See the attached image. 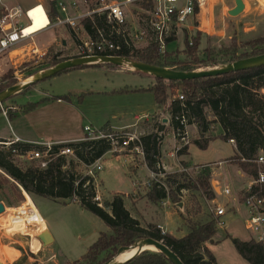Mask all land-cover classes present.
I'll use <instances>...</instances> for the list:
<instances>
[{"label": "trees", "instance_id": "1", "mask_svg": "<svg viewBox=\"0 0 264 264\" xmlns=\"http://www.w3.org/2000/svg\"><path fill=\"white\" fill-rule=\"evenodd\" d=\"M50 1L48 6L51 16L56 13L55 4ZM142 10L150 11L151 4L145 2L138 4ZM6 12L0 10V18ZM133 13H138L137 9ZM141 18H146L143 13ZM95 24L100 27L102 21L95 19ZM83 29L89 35L93 33V23L90 19L82 22ZM71 36L72 32H71ZM175 37L166 40V45L173 43ZM236 39H232L227 47L220 52L204 50L203 57H198V39L195 37L189 43L185 39L184 54L188 56L186 61L170 59L167 51L159 52L153 43L140 49L122 48L118 56L138 61L147 65L167 68L177 72H192L200 68L223 66L241 59H247L264 54V38L253 39L242 48L246 49L239 53ZM73 58L61 57V53L48 50L37 66L32 68L42 71L57 65L60 62ZM104 66L110 69L117 67L108 65H95L74 68L63 71L58 75L65 74L71 70ZM11 69L0 84V92L12 87L13 71ZM264 67L254 68L222 76L203 78L183 82H167L154 79L155 83L147 89L140 91L150 93L158 107L165 108L164 112L169 116L167 127L158 116L152 118L150 132L139 137V143H130L127 152L138 145L147 170L155 175L153 182L148 184L146 199L159 204L169 201L173 206L180 203L184 192H197L205 201H213L215 193L210 185V171L204 169L195 178L186 174H165L160 163V148L163 139L168 134L183 131L181 120L186 121L187 126H193L197 134L193 135L192 145L199 150H205L211 140L208 136L212 126H218L223 135L220 138L224 142L233 140L235 143V156L231 163L238 166L239 170L248 177L255 179L258 175V167L249 163L260 152L264 153V97L259 96L257 91L264 88ZM27 78V77H25ZM183 97L182 100L176 96V92ZM58 101H67V97L57 98ZM24 107L22 112L34 108ZM104 131L110 132L108 125L102 127ZM8 140L0 139V193L4 187L10 195V201L14 206L25 202L22 192L32 197H40L57 204H71L75 202L82 210L91 213L101 220L109 229V233H101L96 242L88 249L80 261L73 264H103L116 256L118 248L130 246L138 239L150 238L162 242L168 247L183 264H217L212 254L208 251L206 244L213 239L216 233V221L210 219L203 223L188 225V232L182 238H175L163 232L155 224L142 226L133 218L124 206V197L113 195L105 200L101 206L94 201L95 189L92 178L83 175L82 165H90L101 159L110 146L107 142L81 141L67 146L73 149L77 163L58 157L50 162L45 169H39L35 164L23 166L16 160L15 152L23 153L34 148L25 143H14L6 145ZM184 147L179 155L186 154ZM140 161L132 158L128 173L135 175ZM163 174V179H157V175ZM257 193L264 199V182L253 185L249 192H243L240 202L246 196ZM0 197V202H1ZM185 222L189 219L186 210L184 215H179ZM238 255L249 264H264V252L261 246L253 240L242 242L238 239H230ZM125 264H170L161 254L145 252Z\"/></svg>", "mask_w": 264, "mask_h": 264}, {"label": "rangeland", "instance_id": "2", "mask_svg": "<svg viewBox=\"0 0 264 264\" xmlns=\"http://www.w3.org/2000/svg\"><path fill=\"white\" fill-rule=\"evenodd\" d=\"M9 1L6 0L4 2ZM46 3V8H49ZM262 5H264V0L262 1ZM136 9L138 7L134 4L128 7L127 15L130 17L129 19L135 17L133 10ZM18 20L23 23L22 25L29 24L24 16L19 17ZM240 30V27L237 25L235 29H231L224 40L219 41L214 39L211 42L209 39L204 50H212V52L218 54L223 47H227L230 44L232 39H236L238 51L241 53V51L246 50L241 47L242 44L253 40L256 36H244ZM184 32L180 29L174 35L175 42L166 48V51L171 54L170 59L182 62L188 59V56L184 54V43L185 39L191 43L193 37L188 36ZM36 42L41 48H47V51L52 50L53 53H61V57L63 58H76L75 46L77 43L68 29L60 28L44 31L37 36ZM17 54L14 53L13 56ZM197 56H204L203 50L200 48L198 49ZM26 59L21 60V67L16 74L12 70L13 81L11 82L14 83L13 86L22 84L26 79L25 77L31 79L32 76L44 71L32 69L37 66V63L32 62L30 59L28 60L29 62H24ZM216 67H206L197 70H208ZM10 69L11 65L7 53L1 54L0 77ZM16 78H19V80ZM1 80H4L3 77ZM153 81L152 77L131 72L125 68L110 69L104 66L75 69L65 74L48 78L29 86L26 90L16 94L2 104L7 117L5 118L0 113V136L8 138L12 134H15L20 139L27 140L28 142L66 141L83 138L82 128L88 124L97 126L103 122H105L104 124L110 122L111 125L126 126L136 122V124L139 123L138 129L129 128L128 130L135 132V135L140 137L142 134L150 131L152 118L148 122H141L140 120L146 121L145 118L150 117L155 112L153 96L140 90L147 89L152 83H155ZM175 92L176 96H180L179 92ZM62 97H67V101L69 100L70 102L57 100V98ZM33 104H35L34 108L25 113L22 112L24 107L27 106L29 108ZM158 108L160 110L158 117L169 120V116L164 112L165 108ZM113 116H117V118L113 119ZM136 119L139 120L136 121ZM117 120H120V122H116ZM214 129L209 134L211 140L217 139V133H219L218 129ZM194 137L196 136H193V132L188 131L189 144L186 146L187 148L192 146ZM162 146H165V151L170 148L169 139L163 140ZM191 149L189 161L192 164L217 162L228 157L227 160H230L234 153L233 146L221 139L210 143L205 150H198L193 147ZM126 155H131L132 158L141 160L139 154L129 153L127 150L113 154L106 153L101 158L103 169L98 173L97 181L100 183L99 193L102 203L105 200H109L114 194L131 195L128 196L129 199L135 198V196L138 197L134 192H145L148 184L154 181L155 178L149 174L145 165L141 163L138 166L136 174L130 175L128 169L132 158ZM164 162L165 160H163ZM19 165L30 166L31 164L24 163ZM164 165L173 168L170 170L164 169L165 174L175 171V165H171V163ZM176 165L178 166L177 163ZM182 165L181 167L185 165L189 168L193 167L187 162ZM226 168L227 165L224 164L220 167V170H225ZM211 169L213 167L208 168L211 172L210 174H212ZM191 175L195 178L194 174ZM157 179H163V176L157 177ZM210 185L214 193L218 192L215 179L212 178V175L210 177ZM228 186L231 195H220L218 197L215 194V197L217 196V204L223 207L226 204V200H228L231 205L236 207V185L228 182ZM183 195L182 202L185 203L184 211L187 210L189 213V219L186 222L188 225L207 220L211 216V210L217 207L211 206L209 212L205 200L197 192H184ZM102 196H104L105 200ZM0 197L2 200L0 203L6 208L5 212L15 210L27 201L26 199L23 204L14 206L10 201L7 187L3 188ZM125 201L129 200L126 199ZM32 203H34V207L48 228L53 243L43 247L37 240V237L43 232L27 233L21 227L20 222L10 220L8 223H3L4 216H0V264H73V262L81 260L101 233H109V229L101 220L91 213L82 210L77 205L57 204L40 197H34ZM147 203L140 199L136 203L139 211L138 217L141 220L142 226H146L152 222L151 220L155 221L154 219L156 218H162L165 221L164 218L168 214L166 211L171 213L169 211L171 208L177 212L175 206L170 202L171 208L168 205L163 206L162 202L159 204ZM127 207H130L129 204H127ZM175 214L172 212L173 216L170 215L169 221L170 224L173 222V225H168L167 228L172 235L175 234L173 229L179 217L178 213ZM245 219L237 214L231 221L229 217V219H224V222L226 226L227 221H229L230 230L239 233L246 240H249L253 235L246 230L244 225ZM182 221L184 220L182 219ZM220 227L222 225L218 224V240L221 243H219V247L213 249L215 253L218 255L223 254L229 264H248L239 258L231 243L225 240V233L220 230ZM162 231L164 232L165 230L162 229ZM2 247L14 250L13 253L11 252L12 254L5 255L9 257V261L7 257L2 256Z\"/></svg>", "mask_w": 264, "mask_h": 264}, {"label": "built area", "instance_id": "3", "mask_svg": "<svg viewBox=\"0 0 264 264\" xmlns=\"http://www.w3.org/2000/svg\"><path fill=\"white\" fill-rule=\"evenodd\" d=\"M0 0L1 8H4L3 2ZM204 0H80V1H64L58 0L55 4L56 13L51 16L50 8L42 6L43 14L47 19V27L52 29H68L73 33L76 41L75 51L76 58L91 56H107L115 57L122 48L140 49L149 43L155 44L159 52L164 53L167 45L166 40L173 37L187 19L194 15L195 9L202 6ZM145 2L151 4L150 11H144L138 7V4ZM138 7V13L135 17L129 19L127 15L128 7L131 5ZM36 6H34L35 8ZM32 8V9H34ZM5 11V9H4ZM6 12V11H5ZM29 12L24 13L25 19L30 23ZM140 13L146 15L141 18ZM16 13L10 14L6 12L0 18V55L8 53L11 55L14 70L17 73L21 67V60L29 58L32 62L38 63L45 55L47 50H39L34 45L32 47H23L17 49V45L31 40L32 35H25L24 29L28 25L19 24L15 21ZM90 19L93 23V33L89 35L85 32L82 22ZM95 19L102 21V25L98 27ZM14 53H18L13 56ZM13 56V57H12ZM120 57V56H119ZM24 62H29L28 59ZM25 64V63H23ZM264 80V73H263ZM2 80L0 78V84ZM259 96L264 97V88L257 91ZM182 100L183 97L179 96ZM0 113L6 118V111L0 104ZM183 131H176L173 134L175 147L168 158L176 159L178 153L189 144L188 128L186 121L181 120ZM83 138L81 141L107 142L110 151L107 153H115L127 150L130 143H139V137L134 132L126 129L121 131L111 130L110 132L103 129L95 128L91 125H85L82 128ZM264 131V126H263ZM79 141V142H81ZM14 143H23L18 137L12 134V138L8 140L6 145ZM78 143L71 142H34L25 143L32 145L34 148L23 153L15 152V158L20 163L35 164L39 169H45L47 165L58 157L66 158L77 163L74 157L73 149L67 145ZM228 143L235 146L233 140ZM130 152L140 153L141 150L136 145ZM258 167L257 178L252 179L245 189L249 192L253 185H260L264 182V153L260 152L253 160L248 161ZM217 165V164H216ZM221 165V163H218ZM214 165H201L196 167H181L177 173L197 175L200 171L208 169ZM103 169L101 159L90 165H82L83 175L92 178L95 189L94 201L101 206L102 200L99 194V186L97 184V175ZM192 172V173H191ZM154 178L155 175L151 174ZM164 176L163 174L157 177ZM225 196L230 195L229 189H223ZM242 205L246 210L245 228L253 235V241L259 244L264 252V199L257 193L246 196ZM6 209V208H5ZM216 217H222L226 213L224 207H216L212 209Z\"/></svg>", "mask_w": 264, "mask_h": 264}, {"label": "crops", "instance_id": "4", "mask_svg": "<svg viewBox=\"0 0 264 264\" xmlns=\"http://www.w3.org/2000/svg\"><path fill=\"white\" fill-rule=\"evenodd\" d=\"M50 1H54V0H12V1L10 0L9 2H6V3L3 2V5L5 7L2 8V10L5 9V11L10 13V14L16 13V16L14 17L15 21H17L19 24H23L18 19H19V17H23L24 13L26 11H28L29 9H31L34 6H37V5H41L43 7H46L45 3L46 2L49 3ZM55 1H58V0H55ZM64 1H80V0H64ZM234 1L235 0H204L202 6L195 9L194 15L187 19L186 23L182 27V30L185 31L184 33H187L188 36H191L193 38L196 37L198 39V49L199 48L201 50L205 49L209 39H210L211 42L214 39H217L219 41L220 40H224L226 38L227 34L230 33L231 29L232 28L235 29V27L237 25L240 27V29H241L240 32L244 36H250V35L251 36H256L253 39L264 38V5H262V1L263 0H241L243 5H244L243 12L238 17L231 18V17H229L227 15V13H228L229 10L234 8V6H235L234 5ZM48 3H46L47 6H48ZM202 7H203V9H202ZM0 8H1V5H0ZM48 30L52 31L53 29L52 28H46V29H44V30H42V31H40V32H38L36 34H33L31 40H28V41H26L24 43H21V44L17 45V49H19V48L21 49V48L27 47V46L28 47H32V45H34L39 50H47V48H41L40 46H38V43L36 42V38H37V36L40 33L44 32V31H48ZM54 42H55V39H54ZM172 44L173 43L168 44L167 48L170 47ZM7 56H8L10 65H11V69H14L13 61L10 59L11 55L7 53ZM27 59L29 60V58H27ZM8 72H6L0 78L4 77ZM15 74H16V72H15ZM16 79L19 80V78H16ZM27 79L28 78H26L25 81ZM152 85H153V83L151 84V86ZM154 106H155V112H154L153 115L154 116H159L160 110H159V108H158V106L156 105L155 102H154ZM23 113H25V112H23ZM14 115H16V114H14ZM153 115H151L150 117L149 116L146 117L145 118L146 121H142V120H140V121L141 122H148L150 120V118L154 117ZM115 118H117V116H113V119H115ZM164 119H166L168 121L167 118H162L161 119L162 122L164 121ZM137 120H139V119H136V121ZM116 122H120V120H117ZM104 123L105 122H103L102 124H99L97 126L93 125V124L92 125L89 124V125H91V126H93L95 128L98 127V129H102V127L104 125H108L109 129H111V130L121 131L122 129L128 130L129 128L138 129V124H139V123L136 124V122H135L132 125L118 126V125H113V124L111 125L110 122H107L106 124H104ZM163 124L167 127V123L163 122ZM214 128L219 130V133H217V137L216 138L217 139H221L220 136L223 135V132L221 131V129L218 126H216V125L212 126V130L210 131V133H212L215 130ZM150 129H151V127H150ZM188 131L189 132H193V135L197 134V130L193 126H190L188 128ZM130 132H132V131H130ZM144 134H146V133H144ZM209 134H208V136H209ZM16 137H18V136H16ZM11 138H12V135L9 136L8 138H4V137L0 136V139H4V140H10ZM212 138H215V137H212ZM167 139H169L171 147L168 148L166 151L164 149L165 146H162L160 148V154H161L160 163H161V167L163 168V171H164V169H166V170L173 169V168H170L169 166L166 167L164 165L166 163H171V165H175V169H174L175 171H172L171 173H168V174L177 173L178 169L181 168V166H183L182 164H184L186 162L190 166H193V167L201 166V165H214V166H212L213 169H211L212 170V174H210V177L212 175V178L215 179V182H216V185H217V189H218V192H215V194L218 197L220 195L225 196L222 193V191H223V189H229L228 182H230L231 184L236 185V188H235L236 189V198H237L236 207L231 205L230 201L226 200V204L223 206L225 208V210H226V214H224V216L216 217L214 215V213L211 212L210 213L211 216L207 220L201 221V223L206 222V221H208L210 219H213V220L216 221V233H215V236L213 237L212 240H210L206 244V247H207L208 251L214 257V259L216 260L217 264H229L227 259L224 257L223 254H219L218 255L213 250L214 248L219 247V245H220L219 243H221L218 240L219 239V236H218V230L219 229H217V225L218 224L222 225V227H220V230H222L225 233V237L224 238H225V240H228L230 243H231L230 239H238V240H240L242 242H249L250 240H253V237L249 238V240H246V238L241 236L239 233H237V232H235L233 230H230V222L229 221H227V225L226 226H225V222H224V219H229V217H230V221H231L233 219V217H235L237 214H239L244 219L246 218V210L244 209V206L240 202V197H241V194L245 191V189L250 184L251 178L248 177L247 175H245L244 173H242L237 168V166L235 164L231 163V160H227L229 157L224 159V160H218L217 162H206V163H202V164L201 163L192 164L189 161V157L191 156V151H192L191 148L192 147L196 148L193 145L189 146L187 148L185 155L180 156L179 153H178L176 159H174V160L170 159V158H168V153H170L172 150H174V147H175V140L173 138V134H168L167 136L164 137L163 140L166 141ZM217 139L210 141L209 144L212 143L213 141H216ZM20 140L23 143H34V142H28L27 140H23V139H20ZM72 140L76 141V142H79V141L82 140V138L81 139H71V140H66V141L56 140L54 142H71ZM209 144H208V146H209ZM233 148H234V153H233L232 157L235 156V151H236L235 146H233ZM130 153L139 154L141 156L140 163L142 164L143 157H142V153L141 152L140 153L130 152ZM126 156H129L130 158H132L131 155H126ZM163 160H165L164 163H163ZM180 162H181V164H179ZM182 162H184V163H182ZM176 163L178 164V166L176 165ZM218 163H221V165H218ZM224 164L227 165V168L225 170H220V167H222ZM184 167H187V166L185 165ZM149 174L151 175L150 172H149ZM97 184H98V186L100 188V183L98 181H97ZM139 192L140 193H138L136 191L134 192V194H136L138 196V197L135 196V198H130L129 199L128 196H131V195H121V196L124 197V206H125V208L129 211V213L131 214V216L133 218L137 219L141 223V220L138 217L139 211H138V209L136 207V203H137V201L139 199L145 201L146 203L149 202V201L145 197L147 189H146L145 192H141V191H139ZM22 193H23V195L25 197V200L27 199V201L23 205H21L20 207L16 208L15 210H8L7 212L4 211V213L2 215H0V216H4L3 217L4 218L3 219V223H5V222L8 223V222H10V220H16V221L20 222L21 227H23V229L27 233H42L46 229L48 230V228L46 227L43 219L40 217V215L38 214V211L34 207V205H33L34 203H32L34 197L29 196V195L25 194L24 192H22ZM114 195H120V194H114ZM230 195H231V191H230ZM217 196L211 202L205 201L206 207L208 208L209 212L211 210V206L222 207L221 205L217 204ZM102 197L104 198V196H102ZM126 199L129 200V201H125ZM104 200H105V198H104ZM71 204L77 205L75 202H72ZM127 204H129V206H130L129 208L127 207ZM169 204H170L169 201H163L162 202L163 206L164 205L170 206ZM171 207L172 206H170V208ZM184 209H185V203H184ZM169 211H171V213L166 211V213H168V214H167V217L164 218L165 221L162 220V218L161 219L160 218H156V219H154L155 221L151 220L152 222H150L148 224L157 225L161 230L162 229L165 230L164 231L165 233H167V234H169V235H171V236H173V237H175L177 239L184 237L187 234V232H188V224H186L185 221H182V219L180 217H178L177 222H176V226H174V229H173L175 231V234L172 235V233L170 234V232L167 230L168 225H173V222H172V224H170V221H169L170 215L173 216L172 212L174 214L178 213V215H181V213L178 210L176 212V211H174L171 208V210H169ZM140 216H142V215H140ZM175 216H176V214H175ZM244 223H245V220H244ZM231 245H232V243H231ZM11 252L13 253L14 250L6 249L5 247H2V249H1L2 256L3 257H7L8 261L10 259H9L8 256H5V255H9ZM237 255H238V253H237ZM239 258H241V257L239 256Z\"/></svg>", "mask_w": 264, "mask_h": 264}, {"label": "water", "instance_id": "5", "mask_svg": "<svg viewBox=\"0 0 264 264\" xmlns=\"http://www.w3.org/2000/svg\"><path fill=\"white\" fill-rule=\"evenodd\" d=\"M234 5V8L229 10L227 13V15L231 18L238 17L244 10V5L241 0H235ZM95 65H111L117 68L130 69L131 72L147 75L154 79H160L167 82H183L203 78H212L239 71L264 67V54L247 59H241L220 67L208 70H197L192 72H177L167 68L147 65L121 56H91L83 58H73L60 62L51 68L39 72L38 74L32 76L33 79L31 81L12 86L0 92V104H3L4 102L8 101L11 97L26 90L29 86L37 84L38 82L46 80L48 78L54 77L63 71ZM163 122L167 123L168 121L164 119ZM175 208L181 214H185L184 203L182 201L176 204ZM4 211L5 207L2 203H0V215L3 214ZM37 240L41 243L43 247L49 246L53 243L52 237L47 229L37 237ZM150 250L154 251V253L161 254L170 264H183L181 260L168 247H166V245H164L162 242L150 238H141L130 246H123L118 248L116 251V256L112 260L103 264H125L145 252H151ZM127 253H132V255L124 261L118 260L120 256Z\"/></svg>", "mask_w": 264, "mask_h": 264}, {"label": "bare ground", "instance_id": "6", "mask_svg": "<svg viewBox=\"0 0 264 264\" xmlns=\"http://www.w3.org/2000/svg\"><path fill=\"white\" fill-rule=\"evenodd\" d=\"M202 9H203V7H202ZM28 11H30L29 12L30 23L25 27L24 34L25 35H33V34H36L40 31L46 29L48 24H47V19H46L45 15L43 14L42 6L37 5L34 9L31 8ZM128 70H130V69H128ZM32 79H33V77H31V79L28 78L26 81L24 80L25 82H23V83L31 81ZM150 251L154 253V251H152V250H150ZM131 255H132V253L123 254L122 256H120L118 258V260L124 261L125 259H127Z\"/></svg>", "mask_w": 264, "mask_h": 264}]
</instances>
